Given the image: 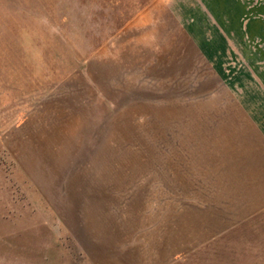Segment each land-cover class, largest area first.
<instances>
[{"label": "rangeland", "instance_id": "rangeland-1", "mask_svg": "<svg viewBox=\"0 0 264 264\" xmlns=\"http://www.w3.org/2000/svg\"><path fill=\"white\" fill-rule=\"evenodd\" d=\"M260 50L264 0H0V264H264L200 161Z\"/></svg>", "mask_w": 264, "mask_h": 264}, {"label": "crops", "instance_id": "crops-1", "mask_svg": "<svg viewBox=\"0 0 264 264\" xmlns=\"http://www.w3.org/2000/svg\"><path fill=\"white\" fill-rule=\"evenodd\" d=\"M261 53L250 65L254 68L250 75L226 83L224 92L228 90L234 97L220 105L222 119L216 120L213 126L208 123L213 128V138H201L205 140L200 154L202 166L205 163L208 174L219 177L215 180L217 184L235 186L233 190L225 191L252 193L245 198L233 197L234 202H238L237 207L248 209L264 205V54ZM245 89L247 95L243 94ZM211 138L215 141L212 142ZM253 217L255 215L244 222H251ZM193 218L194 231L206 230L195 224L208 227L211 223L206 217Z\"/></svg>", "mask_w": 264, "mask_h": 264}]
</instances>
